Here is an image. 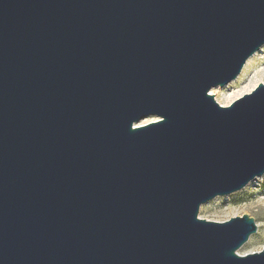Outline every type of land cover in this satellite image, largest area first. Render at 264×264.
<instances>
[{
  "label": "water",
  "instance_id": "95a60500",
  "mask_svg": "<svg viewBox=\"0 0 264 264\" xmlns=\"http://www.w3.org/2000/svg\"><path fill=\"white\" fill-rule=\"evenodd\" d=\"M263 45L264 0H0V264H264L198 218L264 174V84L209 94Z\"/></svg>",
  "mask_w": 264,
  "mask_h": 264
},
{
  "label": "rangeland",
  "instance_id": "374dc122",
  "mask_svg": "<svg viewBox=\"0 0 264 264\" xmlns=\"http://www.w3.org/2000/svg\"><path fill=\"white\" fill-rule=\"evenodd\" d=\"M247 62L234 81L224 87H216L209 91L219 105L228 106L243 95L250 93L259 83L264 84V45ZM245 87L249 88L245 90ZM155 120L153 118L143 125ZM138 124L137 126H140ZM243 215L254 219L257 231L237 251L240 256L257 253L264 249V174L255 178L244 189L228 196L217 197L202 205L198 218L211 222H225Z\"/></svg>",
  "mask_w": 264,
  "mask_h": 264
},
{
  "label": "bare ground",
  "instance_id": "6f19581e",
  "mask_svg": "<svg viewBox=\"0 0 264 264\" xmlns=\"http://www.w3.org/2000/svg\"><path fill=\"white\" fill-rule=\"evenodd\" d=\"M249 61H250V60H249ZM249 61H248L247 63H249ZM246 66H247V64H246ZM246 66H245V67H246ZM248 88H249V87H245L244 89L247 90ZM153 118H154V117H153ZM153 118H146V120L140 122L138 125H143L144 123H147V122L151 121ZM154 119H156V118H154Z\"/></svg>",
  "mask_w": 264,
  "mask_h": 264
}]
</instances>
